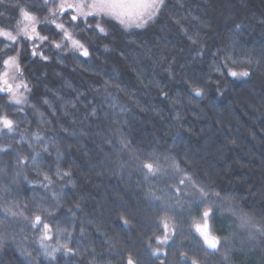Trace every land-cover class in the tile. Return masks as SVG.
Instances as JSON below:
<instances>
[{
    "label": "trees",
    "instance_id": "16d2710c",
    "mask_svg": "<svg viewBox=\"0 0 264 264\" xmlns=\"http://www.w3.org/2000/svg\"><path fill=\"white\" fill-rule=\"evenodd\" d=\"M17 3L38 6L39 0H3L0 24L14 25L20 19L14 7ZM168 5L154 25L138 29L132 36L118 34L109 45L110 52L103 50L108 40L98 42L91 61L71 54L63 63L55 58L47 63L37 59L25 72L34 86L30 103L45 120L52 121L41 127L49 135L52 130L60 132L61 166H72L76 188L70 190L67 207L79 202L83 212L76 211V222L95 221L84 224L87 234L80 238L81 247L103 252L108 264H125L130 252L139 257V264H158L145 251L142 240L153 227L145 219L151 215L144 195L147 186L132 160V151L122 149L121 136L133 148H172L177 159L185 167H194L201 179L214 182L217 190L234 193L244 211L259 215L264 210V63L259 68L236 66L247 67L250 77H227L220 92L211 82L216 74L209 67L210 53L233 40L237 52L254 48L259 57L264 48V0H168ZM173 18L180 19L190 35L199 32L209 55L200 58L190 51L193 46ZM236 25L241 26L239 30ZM24 63H30L27 56ZM205 80L209 81L206 95L191 96L188 82H201L203 87ZM105 81L107 91L102 87ZM161 89L180 103L165 99ZM23 107L33 123L21 124V128H35L39 116L28 104ZM92 110L96 116L88 114ZM177 111L182 115L180 121L175 118ZM61 127L68 132L60 131ZM71 132L76 134L69 135ZM4 142L6 138H0ZM35 195L49 194L40 189ZM32 196L31 190L22 191L19 199L26 202ZM121 217L130 225L125 226ZM229 223L226 216L217 217L216 227L227 235ZM8 234L6 245L0 248V264H28L21 249L32 253L35 264H88L90 259L87 252L80 257L58 253L55 261H49L39 255L36 238L23 223L12 222ZM79 235L78 230L73 232L74 237ZM109 240L115 245L110 247ZM193 245L186 238L183 249L188 251ZM231 256L234 264H264V240L251 243L246 233H240ZM170 259L177 264L175 257ZM205 260L206 264H220L218 258L207 256Z\"/></svg>",
    "mask_w": 264,
    "mask_h": 264
},
{
    "label": "snow or ice",
    "instance_id": "6c2138e0",
    "mask_svg": "<svg viewBox=\"0 0 264 264\" xmlns=\"http://www.w3.org/2000/svg\"><path fill=\"white\" fill-rule=\"evenodd\" d=\"M168 6V0H39L38 6L15 4L20 19L14 25L0 24V138L7 140L0 143V248L9 239L8 229L12 222H17L32 232L39 246V255L49 261H55L58 253L80 257L87 252L90 256L88 264H108L103 259V252L81 247L80 238L87 234L84 224H94L95 221L86 219L77 223L76 211L83 212L81 203L73 202L72 207H67L70 190L76 188L72 166H61L64 152L57 139L60 132L52 130L49 135L48 130L41 127L51 125L52 121L45 120L36 105L30 103L34 86L25 72L37 59L47 63L55 58L63 63V59L71 54L74 58L91 61L98 42L108 40L103 50L110 52L109 45L116 42L118 34L127 37L135 35L138 29H147L157 22ZM173 19L193 46L190 51L200 58L209 55L199 32L190 35L180 19ZM235 27L239 30L241 26ZM236 49L233 40L210 53V73L216 74V79L211 82L218 92L227 77H250L247 67L236 66L259 68L264 63V48L259 57L254 48L239 52ZM25 56L30 62L28 65L24 63ZM168 74L173 75L170 65ZM200 83L188 82L191 96L202 98L206 95L209 81H203V87ZM107 85L108 81L102 85L105 91ZM68 87H71L70 83ZM160 95L174 105L180 103L179 99L171 100L163 89ZM42 102L49 104L47 99ZM25 104L40 118L35 128H21V124L33 123L24 112ZM88 114L96 116L95 110ZM175 118L177 121L182 119L179 111ZM60 131L68 132V129L61 127ZM119 142L122 149L132 151V160L147 186L144 195L151 215L145 219L153 227L149 234L142 236V240L145 251L154 262L173 264L170 259L173 256L177 264H206L205 258L210 256L218 258L220 264H234L231 253L240 233H246L251 243L264 240V210L259 215L255 211H244L234 193L217 190L214 182L201 179L194 167H185L177 159L172 148H133L123 136ZM67 148L70 149L71 145ZM53 151L55 158L51 159ZM184 161L191 164L187 157ZM120 167L123 169L124 165ZM40 189L49 195L37 198L35 193ZM29 190L33 192L31 198L26 202L19 199L22 191ZM223 216L230 221L227 235L216 227L217 217ZM121 221L125 226L130 225L127 218L121 217ZM77 230L79 238L73 236ZM186 238L194 242L188 251L183 249ZM11 239L15 241V236ZM71 243L76 246L70 247ZM108 243L110 247L115 245L111 240ZM21 254L28 258V264H35L31 252L21 249ZM125 264H139V257L130 252Z\"/></svg>",
    "mask_w": 264,
    "mask_h": 264
}]
</instances>
